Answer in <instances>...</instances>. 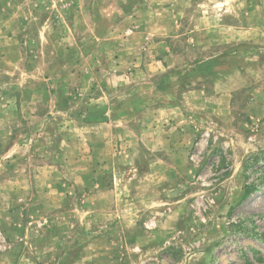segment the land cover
Instances as JSON below:
<instances>
[{"label": "rangeland", "instance_id": "obj_1", "mask_svg": "<svg viewBox=\"0 0 264 264\" xmlns=\"http://www.w3.org/2000/svg\"><path fill=\"white\" fill-rule=\"evenodd\" d=\"M0 264H264V0H0Z\"/></svg>", "mask_w": 264, "mask_h": 264}]
</instances>
